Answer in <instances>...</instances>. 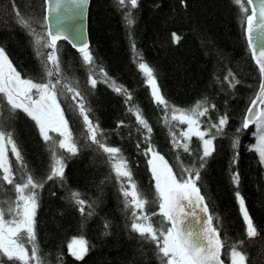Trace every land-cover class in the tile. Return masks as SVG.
<instances>
[{"label":"trees","instance_id":"trees-1","mask_svg":"<svg viewBox=\"0 0 264 264\" xmlns=\"http://www.w3.org/2000/svg\"><path fill=\"white\" fill-rule=\"evenodd\" d=\"M8 2L0 0V46L6 49L21 73L41 74L32 38L15 22V13L9 12ZM15 3L22 14L33 11L40 16L44 14L43 0H15ZM132 12L134 23L128 27L115 0H91L88 13L90 50L96 64L132 93L131 103L140 106L153 127L152 142L174 166V170H178L177 151L186 163L191 161V157L182 150H172L168 129L160 121L161 113L152 103L144 78L133 63L132 41L143 59L155 69L158 84L169 101L188 107L207 96L221 114L228 111L231 119L227 131L230 136L240 125L258 89V68L247 47L238 7L231 0H185L183 5L180 0H139L138 8ZM37 30H41L39 26ZM173 32L180 37L178 42H173ZM59 45L63 49V70L70 76L75 75L83 88L87 73L80 53L66 41H60ZM229 69L241 83L232 90L224 84L225 91L222 92L214 76L218 75L222 80ZM87 91L92 108L90 117L98 120L105 130L107 143L122 149L134 179L142 188H151L154 193V181L147 163L149 157L136 147L137 143L142 149L147 145L136 131L139 125L128 111L125 97L116 94L105 83H98L94 90L88 87ZM70 103L71 99L64 101L62 107L67 108ZM18 115L19 120L14 127L24 158L37 175L45 176L50 164L47 146L34 122L22 112ZM209 117L215 119L216 110H211ZM66 118L76 129H83L82 117L78 113L74 115L66 111ZM121 121L123 124L117 129V123ZM179 128L184 129L185 125H179ZM251 131L238 134L240 146L236 151L239 152V160L233 170L239 171V192L260 236L249 241L244 231L245 225L235 197L237 189L229 176L234 152L230 138L214 141L216 150L202 172V188L209 198L210 210L220 217L222 236L226 231L233 240L243 239L249 264H264V168L259 165L257 154L249 150V145L255 143ZM199 143L196 137L192 138L193 146ZM64 155L68 157L67 153ZM9 158L15 166L14 157L10 155ZM106 159L103 154L98 155L91 148H84L77 156L68 157L63 186L58 180L49 181L40 190L36 232L47 264H57V256L63 257V264H160L155 245L143 242L137 234L125 230L123 198L117 191L114 174L111 180H105L111 174ZM3 187L10 189L11 186ZM69 189L79 190L86 198L97 200L95 215L82 217L67 200ZM150 211H158V207ZM159 219L158 216L153 217L154 221ZM106 220L111 222L108 229L104 227ZM105 231L109 234L104 235ZM80 237L87 240L89 252L78 261L69 254L67 245L73 238ZM3 259L5 264H12L6 257ZM222 259L228 262L223 250Z\"/></svg>","mask_w":264,"mask_h":264},{"label":"snow or ice","instance_id":"snow-or-ice-1","mask_svg":"<svg viewBox=\"0 0 264 264\" xmlns=\"http://www.w3.org/2000/svg\"><path fill=\"white\" fill-rule=\"evenodd\" d=\"M68 2L78 8L83 17L89 0ZM231 2L238 7L247 47L259 72L255 98L251 99L240 125L231 136L227 131L231 119L228 111L221 114L216 104L210 103L207 96L197 99L188 107L169 101L158 84L155 69L143 59L135 42L131 43L133 63L144 78L152 103L161 113L160 121L168 129L172 150H182L191 157V161L186 163L177 151L178 170H174V166L169 164L152 142L153 127L140 106L131 103L132 93L109 77L102 66L96 64L88 42L83 39L84 33L76 31L70 38L61 30L60 10L64 0H43L45 8L42 16L34 11L22 14L15 0H9L8 10L15 13V22L32 38L33 52L42 73H21L14 66L6 49L0 46V189L4 193L0 195V264H5V257L12 264H47L36 232L39 193L49 181L58 180L63 186L66 183L68 157L77 156L84 148H91L98 155L103 154L107 158L111 174L105 180H111L114 174L117 191L123 198L121 203L125 213V230L137 234L141 241L155 245V254L160 264H249L245 241L233 240L226 231L222 236L220 217L210 210L209 198L202 188V172L216 150L214 141L218 138H230L234 152L229 176L237 189L235 197L245 225L244 231L249 241L260 236L239 192V171L233 168L239 160V152L236 151L240 146L238 134L249 129H252L250 135L255 141L249 145V150L257 154L259 165L264 168V0ZM115 3L122 12L126 25L131 27L134 23L132 10L138 8L139 0H115ZM180 3L183 5L185 0H180ZM51 14H56L55 31L51 26ZM129 38L131 40V33ZM171 38L173 42L180 39L175 32L171 34ZM65 39L80 53L86 69L83 88L75 75L66 74L62 68L63 49L59 42ZM214 80L220 85L222 92L225 91L224 84L232 90L241 83L231 69L222 80L218 75L214 76ZM98 83H105L116 94L123 95L125 103L129 105L128 111L135 116L136 124L139 125L136 131L147 145L142 149L141 144L137 143L136 147L149 157L147 163L154 181V193L151 188L145 189L138 184L122 149L108 144L105 130L98 120L90 117L92 108L88 102L90 93L87 88L94 90ZM69 99L72 103L67 108L62 107V103ZM211 110H216L215 119L209 117ZM66 111H71L74 115L78 113L82 117V130L76 129L66 118ZM21 112L34 122L40 138L47 146L50 164L45 176H39L32 170L18 143L14 124L19 120L18 114ZM202 117L209 118L202 120ZM122 124V121L118 122L117 129ZM179 125H186V128L180 129ZM193 137L199 140V145H192ZM9 152L15 159V166L9 158ZM4 185L11 187L4 189ZM67 200L77 208L82 217L95 215L98 201L86 198L79 190L69 189ZM153 207H158V211H150ZM157 216L160 219L154 221L153 217ZM104 227L110 228L111 222L106 220ZM108 234L107 231L104 232V235ZM67 247L69 254L78 261L83 260L89 252L88 242L83 237L73 238ZM222 250L223 255L228 257V262L222 259ZM57 264H63L62 256H57Z\"/></svg>","mask_w":264,"mask_h":264},{"label":"water","instance_id":"water-1","mask_svg":"<svg viewBox=\"0 0 264 264\" xmlns=\"http://www.w3.org/2000/svg\"><path fill=\"white\" fill-rule=\"evenodd\" d=\"M90 2H91V0H89V3L87 5L86 9L84 10L83 17H81L79 14L80 10L78 8H76L74 5L70 4L68 2V0H64V4L62 5V8L60 10V16L62 17L61 24H60L61 30L64 31L65 34L70 38L73 36L74 32L82 31L84 33L83 39L88 42L89 46H90V39H89V32H88V13H89ZM51 15L53 17L51 26H52L53 31H55V29H56V23H55L56 14H51ZM61 41H66L74 50H76L72 46V43L69 42L68 39L61 40ZM79 42L80 41L78 40L77 43H79ZM257 91H258V89H257Z\"/></svg>","mask_w":264,"mask_h":264},{"label":"rangeland","instance_id":"rangeland-1","mask_svg":"<svg viewBox=\"0 0 264 264\" xmlns=\"http://www.w3.org/2000/svg\"><path fill=\"white\" fill-rule=\"evenodd\" d=\"M185 128H186V125H185ZM10 155H11V153L9 152V157H10ZM229 264H230V262H229Z\"/></svg>","mask_w":264,"mask_h":264}]
</instances>
